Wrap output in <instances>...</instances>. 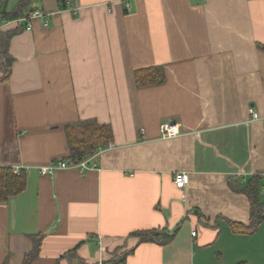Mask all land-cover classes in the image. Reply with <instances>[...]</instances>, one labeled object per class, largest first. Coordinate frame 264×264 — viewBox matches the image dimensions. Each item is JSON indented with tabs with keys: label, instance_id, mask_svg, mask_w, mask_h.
Here are the masks:
<instances>
[{
	"label": "crops",
	"instance_id": "0c3cea01",
	"mask_svg": "<svg viewBox=\"0 0 264 264\" xmlns=\"http://www.w3.org/2000/svg\"><path fill=\"white\" fill-rule=\"evenodd\" d=\"M67 3L24 0L51 12L27 29L4 16L19 0H0V167L25 168L0 201V264H24L35 239L27 264H264L245 188L257 177L264 202V0ZM153 65L163 79L138 86L135 71ZM85 119L111 128L95 165L39 174L67 158L65 126ZM164 121L180 133L161 137ZM153 228L174 235L135 234Z\"/></svg>",
	"mask_w": 264,
	"mask_h": 264
},
{
	"label": "trees",
	"instance_id": "16d2710c",
	"mask_svg": "<svg viewBox=\"0 0 264 264\" xmlns=\"http://www.w3.org/2000/svg\"><path fill=\"white\" fill-rule=\"evenodd\" d=\"M60 8H67V0H57ZM24 0H19L20 10L12 13H4L5 17L15 18L27 16L36 8H31L27 12L22 10ZM0 44L1 57L4 58L7 69L10 63V56L6 53V40ZM8 71V70H7ZM163 79V68L153 65L137 69L135 71V80L138 86L152 84ZM111 128L108 124L97 122L95 119L80 120L76 123L65 126V136L69 153L67 158L71 160H80L89 154L93 153L98 146L103 145L111 139ZM25 171L15 172L11 167H0V201L6 200L10 195L19 192L25 184ZM246 193L251 202L250 223L248 228L254 229L264 219V202L259 198V182L257 177H254L247 184ZM135 234L140 241H155L158 243L168 242L174 235V231L168 232L166 229L153 228L147 230L136 231ZM39 248V240L35 239V244L32 251L27 254L24 264L35 255ZM74 251V250H73ZM71 251V252H73ZM242 264V263H238Z\"/></svg>",
	"mask_w": 264,
	"mask_h": 264
},
{
	"label": "built area",
	"instance_id": "2783aa9c",
	"mask_svg": "<svg viewBox=\"0 0 264 264\" xmlns=\"http://www.w3.org/2000/svg\"><path fill=\"white\" fill-rule=\"evenodd\" d=\"M68 1L70 3L73 2V0H68ZM125 3L128 6V3L127 2ZM78 8L79 6L77 5H72L69 7V9L73 11H77ZM50 14L51 12L47 10L36 8L35 10L31 11L29 15L24 16V17L23 16L17 17V18H14V20H21V19L27 20L25 27L29 29L31 27L30 19L34 17H40L43 19L42 24L44 26H48ZM248 113L250 117L253 119L261 117L259 112L253 106L248 107ZM159 133H160V136L163 138L176 136L180 133L179 123L176 121H164L160 123L159 125ZM93 157L94 155H88L77 161L71 160L69 158H56L47 164L36 165L35 169L39 174H52L57 169H65V168H71V167H76L79 170H83L87 167L95 165L94 162H91ZM13 169L15 172L19 173L21 170H24L25 168L17 165V166H14ZM188 179H189V175L186 171H182V170L176 171L173 175L174 184L178 188H183L188 182ZM261 191H264V185L261 187ZM192 234H195L194 230L192 231Z\"/></svg>",
	"mask_w": 264,
	"mask_h": 264
}]
</instances>
